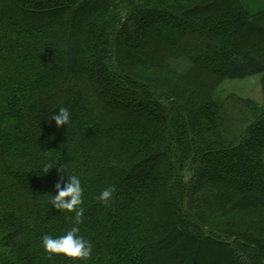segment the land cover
Returning a JSON list of instances; mask_svg holds the SVG:
<instances>
[{
    "label": "trees",
    "instance_id": "obj_1",
    "mask_svg": "<svg viewBox=\"0 0 264 264\" xmlns=\"http://www.w3.org/2000/svg\"><path fill=\"white\" fill-rule=\"evenodd\" d=\"M0 264H264V0H0Z\"/></svg>",
    "mask_w": 264,
    "mask_h": 264
},
{
    "label": "clouds",
    "instance_id": "obj_2",
    "mask_svg": "<svg viewBox=\"0 0 264 264\" xmlns=\"http://www.w3.org/2000/svg\"><path fill=\"white\" fill-rule=\"evenodd\" d=\"M57 127L67 126L71 123V112L67 108H60L52 117ZM59 164L51 162L44 165L42 171L46 175L52 168ZM59 175L58 182L55 184L56 193L52 195L50 203L53 208L68 213H74L71 219L74 225H80L83 222L85 209L83 207V192L81 178L74 173H68L63 170V166L57 168ZM63 183V188L61 184ZM113 188L104 189L97 199L107 204L113 195ZM77 226L71 227L64 235L53 237L51 234L42 237V247L48 254H63L65 257L77 259L81 262L90 258L93 246L91 242L85 239Z\"/></svg>",
    "mask_w": 264,
    "mask_h": 264
},
{
    "label": "rangeland",
    "instance_id": "obj_3",
    "mask_svg": "<svg viewBox=\"0 0 264 264\" xmlns=\"http://www.w3.org/2000/svg\"><path fill=\"white\" fill-rule=\"evenodd\" d=\"M241 81L240 83L238 82H227L225 86H223V89L220 90L218 94L222 96L223 98L230 94V92L234 93H241L244 95H251L257 98L259 94V79L258 76H252L246 79L238 80Z\"/></svg>",
    "mask_w": 264,
    "mask_h": 264
}]
</instances>
